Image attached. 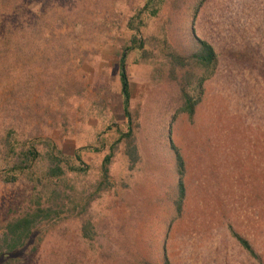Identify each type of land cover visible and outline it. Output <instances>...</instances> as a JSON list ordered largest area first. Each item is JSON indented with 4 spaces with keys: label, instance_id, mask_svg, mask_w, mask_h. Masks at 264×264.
Wrapping results in <instances>:
<instances>
[{
    "label": "rangeland",
    "instance_id": "1",
    "mask_svg": "<svg viewBox=\"0 0 264 264\" xmlns=\"http://www.w3.org/2000/svg\"><path fill=\"white\" fill-rule=\"evenodd\" d=\"M12 2L19 30L7 34L12 44H22L16 71L26 74L21 85L7 79L0 86L6 117L23 119L27 132L52 139L68 156L96 145L100 136L115 141L109 129L127 133L119 63L136 35L127 26L147 0ZM175 2L185 12L195 0H169L159 18L144 16V50L127 62L138 162L123 143L108 190L90 208L91 237H83L81 220H68L39 232L43 240L37 235L19 264H140L143 257L158 258L165 245L172 264H254L231 238L229 224L256 238L264 252V0H208L195 19L220 67L193 120L172 119L177 92L167 74L178 25L170 22ZM169 121L171 140L187 163V198L178 221L168 203L176 177L159 148ZM103 157L87 156L92 170L85 188L100 180ZM23 190L0 185V220L19 209L14 204Z\"/></svg>",
    "mask_w": 264,
    "mask_h": 264
},
{
    "label": "trees",
    "instance_id": "2",
    "mask_svg": "<svg viewBox=\"0 0 264 264\" xmlns=\"http://www.w3.org/2000/svg\"><path fill=\"white\" fill-rule=\"evenodd\" d=\"M9 1L0 0V86L5 85L7 79L16 86L21 85V77L26 74L22 72L17 76L16 71L20 67L22 44L19 40L12 44L7 34L9 31L19 30L16 19H12L18 16V12L15 13L18 8L13 6V2L9 4ZM168 1L147 0L144 8L136 14V20L132 18L127 26L129 32H136L129 39L130 46L124 49L119 63L122 111L128 123V132H123L119 127L109 129L111 136L117 137L115 141L110 140L108 143L107 138L101 139L100 136L96 145L83 147L68 156L52 139L27 132L22 125L23 119L7 118L1 108L0 185L5 188L22 186L24 190L18 196L21 200L14 204L19 209L14 211L11 206L10 212L13 210V213L0 220V264H19V255L27 250L34 238L38 235L37 239L40 242L43 240L39 232L49 229L53 231L56 226L68 220H81L83 237H91L92 223L88 221L90 208L108 190L110 168L123 143L127 146V155L132 158V163L138 162L136 139L132 130V89L127 75V62L132 53L144 50L142 18H159ZM207 2L208 0H195L194 4L186 6L185 12L180 11L184 5L182 2L173 4L175 17H170V22L172 26L176 22L178 25L176 33L172 35L167 74L168 83L177 92L173 102V120L178 115L187 116L190 120L195 118L203 102L206 85L217 75L220 67L219 54L212 44L199 35L195 27V19ZM5 18L9 20L4 21ZM10 53H13L14 62L10 60V65H7ZM167 124L161 128L159 148L169 158L171 173L176 177L168 203L173 209L174 220L178 221L183 217L187 198V163L180 149L171 140V122ZM92 154L104 155L100 180L85 188L83 179L92 170V164L86 158ZM70 206L72 207L68 209ZM228 231L250 261L264 264V252L261 253L254 244L256 238L252 240L245 237L230 224ZM38 249L39 245L33 246L32 253H36ZM140 264H172L166 245L158 258L143 257Z\"/></svg>",
    "mask_w": 264,
    "mask_h": 264
}]
</instances>
